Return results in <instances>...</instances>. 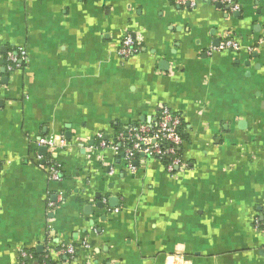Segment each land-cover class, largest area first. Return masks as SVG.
Masks as SVG:
<instances>
[{"label":"crops","instance_id":"1","mask_svg":"<svg viewBox=\"0 0 264 264\" xmlns=\"http://www.w3.org/2000/svg\"><path fill=\"white\" fill-rule=\"evenodd\" d=\"M235 2L0 0V264L60 244L80 264H264V0ZM227 36L239 50H211ZM161 106L185 134L177 175L100 147ZM58 135L70 148L38 152Z\"/></svg>","mask_w":264,"mask_h":264},{"label":"built area","instance_id":"2","mask_svg":"<svg viewBox=\"0 0 264 264\" xmlns=\"http://www.w3.org/2000/svg\"><path fill=\"white\" fill-rule=\"evenodd\" d=\"M197 0H177L178 5H187L190 8L195 7ZM212 4H220L228 7L231 11H239V5L235 0H202ZM139 39L131 34H124L120 45L117 49V55L122 60H127L136 55L140 51ZM264 43V40H261ZM212 51L222 50H239L237 42L233 41L229 36L222 39L218 47L212 48ZM7 69L12 72L21 67L27 61V54L22 49L11 51L6 56ZM182 122L179 116L174 114L170 109L161 106L158 111V116L154 122H138L130 125L115 135L111 142H100L102 149L112 151L115 155L122 156V159L128 165L130 170H134L135 161L146 159H157L163 164L165 172L168 176L173 177L178 172L186 168L180 155V147L182 146L183 139L180 134V127ZM98 139L102 138L101 134L97 135ZM70 142L63 135L39 138L36 142L38 148L44 147L50 153L58 150H65L70 148ZM41 156H38V160ZM44 170L48 179L52 182H59L62 180V172L60 167L52 160L48 159ZM49 207L54 204L49 203ZM254 226L258 230H264V216L262 219L255 218ZM53 249H49L44 254V259L49 260L53 252L58 253L68 258L66 264H80L76 261V249L72 244L58 245ZM28 254L21 250L19 252L17 264H26L25 259Z\"/></svg>","mask_w":264,"mask_h":264},{"label":"trees","instance_id":"3","mask_svg":"<svg viewBox=\"0 0 264 264\" xmlns=\"http://www.w3.org/2000/svg\"><path fill=\"white\" fill-rule=\"evenodd\" d=\"M180 134H181L182 139L185 140V134L183 133V126L180 127ZM163 162L165 163V161H163ZM37 256L40 258V263L41 264H48V261H46V259H44V254L43 253L41 255L40 254H33V258H36ZM29 260L30 259H25L24 261H25L26 264H29L28 263Z\"/></svg>","mask_w":264,"mask_h":264},{"label":"water","instance_id":"4","mask_svg":"<svg viewBox=\"0 0 264 264\" xmlns=\"http://www.w3.org/2000/svg\"><path fill=\"white\" fill-rule=\"evenodd\" d=\"M218 8H220L221 7V5L220 4H217L216 5ZM46 148H44V147H41V148H38V152L40 153V154H42V155H44L45 153H46Z\"/></svg>","mask_w":264,"mask_h":264}]
</instances>
